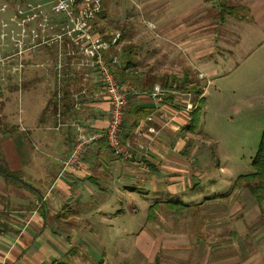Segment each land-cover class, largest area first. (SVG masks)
<instances>
[{
  "label": "crops",
  "instance_id": "crops-1",
  "mask_svg": "<svg viewBox=\"0 0 264 264\" xmlns=\"http://www.w3.org/2000/svg\"><path fill=\"white\" fill-rule=\"evenodd\" d=\"M189 4L178 15L168 16L173 19L171 28L163 29L160 35L162 41L171 45L173 60L180 59V49L200 60L197 70L205 78L216 72L211 56L215 54L213 58L223 60L217 48L226 50L230 45L221 33L246 22L254 28H264V0H191ZM230 6L246 7L249 20L240 14V8L228 13L225 9ZM213 18L219 22H212ZM219 26L221 35L216 36ZM119 44L120 40L105 56L112 68L120 65ZM58 48L55 44L42 45L29 54L30 59L23 61L21 75L11 79V90L4 89L0 97V164L18 172L13 179L0 174V264H94L97 260L105 264L101 243L105 237L118 233L127 237L128 224H132V218L127 216L137 213V206L147 210L141 242L150 252L155 242H169L174 245L173 251L180 254L188 245V235L184 233L188 220L204 232L199 238L205 245L206 264H212L207 258L215 256L219 261L213 264H264V219H258L260 208L240 206L238 200H232V195L243 188L251 195L245 185L239 183L223 194L214 193L210 187L202 197L197 192L194 202L179 197L183 193L181 186L186 194L189 190L193 193L197 181L214 180L209 178L206 165L197 164L196 144H186L194 139L193 131L188 129L192 110L184 108L189 97L181 101L170 86L160 106L163 117L148 95L130 97L124 138L138 141L134 131L145 116L139 117L137 107L152 113L158 123L166 121L143 163L115 155L100 139L86 148L77 174L60 175L62 162L77 134L106 127L109 103L97 76L84 65L78 48L65 44L61 45L64 65L60 71L62 97L58 102ZM131 57L133 66L124 70L121 84L135 79L138 91H150L155 84L151 85L154 72L141 69L137 52L133 51ZM146 80L149 85L143 89ZM149 194H153L151 199ZM176 208L189 212L181 214ZM167 215L183 226L182 233H158L152 237L149 217L155 216L160 224ZM215 230L221 234H212ZM199 238L196 236L195 240L198 242ZM208 240L219 244V250L208 247ZM153 252L154 259L158 258L160 250Z\"/></svg>",
  "mask_w": 264,
  "mask_h": 264
},
{
  "label": "rangeland",
  "instance_id": "rangeland-1",
  "mask_svg": "<svg viewBox=\"0 0 264 264\" xmlns=\"http://www.w3.org/2000/svg\"><path fill=\"white\" fill-rule=\"evenodd\" d=\"M26 1L37 2V0ZM190 1L102 0L103 13L94 20L92 28L102 32L119 31L121 34L124 33L125 37L120 39L118 47L123 48L127 45L126 40L131 41L134 51L138 53L141 69L149 70L155 74L151 85L153 83L164 85L166 82L167 93H169L171 85V90H174L181 101L189 97V101L197 102V104L199 98L194 97L195 94L190 88L198 81L204 90V103L192 114V117L195 118L192 121L194 139H190V142L186 144H196L197 164L206 165L209 178L213 177L214 182L210 183L207 179L197 181L193 193L189 190L186 194L182 186L179 188L183 191L179 197L185 201L192 200L194 202L197 199V192L202 193L199 194V197L200 195L202 197L211 187L214 193L223 194L233 187L239 175H245L252 171L251 162L258 149L264 128V28L257 29L246 22L244 26L240 25V28L229 27L231 31L225 34L221 33L230 45L226 50L217 48L216 52H220L224 56L223 60L218 57L213 58L216 56L215 54L211 56L210 59L215 64L216 72L205 78L204 73L197 70V63L200 60L181 49L180 59L173 60L170 57L171 45L162 41L160 35L163 29L171 28L173 19L168 16L178 15L180 10L183 12V9L190 5ZM212 16L217 17L216 15ZM186 17L188 15L183 20ZM218 18H213L212 22H219ZM219 31H221V27L217 30L216 36L221 35ZM141 55L143 56L141 57ZM146 61H148V66H145ZM186 72H188V79H185ZM12 77L10 75L8 81L3 83L5 90H11ZM164 80L165 82H163ZM186 80L189 82L184 84ZM131 81L133 85H137L135 79H131ZM182 85L184 88L178 89ZM186 155L189 154L186 152ZM240 184L245 185L243 182ZM247 192L246 188L239 190V194L236 192L232 195V200H238L240 206H258L260 208L258 219H264V201L261 204L253 202L255 200L251 195H247L249 194ZM152 195L149 194L148 198L151 199ZM137 207L139 208L137 213L127 216L128 219L132 218L130 219L132 224H128L130 233L127 237L118 233L114 237L104 238L101 243L105 251L103 263L206 264L205 245L199 238L203 236L204 232L198 225L193 224L195 222L190 223L188 220L184 227V233L188 235L185 237V245H188L184 249L181 248L183 251L180 254H176L177 250L173 251L174 245L171 243L169 245V242L165 245L162 242H155L152 244V252L146 250L147 245L141 242V236L142 231L146 229L144 224L147 210L145 206ZM176 210L181 214L189 212V210L185 212L184 209L176 208ZM166 212L172 213L168 210ZM251 213L253 214V211ZM147 223L152 237H157L158 233H182L183 231V226L175 224V219H172L171 215L161 219L160 224H157L155 216H150ZM248 228L252 229V227ZM212 234L221 233L219 230H215ZM196 236L199 238L198 242L195 240ZM210 241L208 240V247L213 246L214 251L219 250L217 247L220 245L210 244ZM155 250H160L157 253L158 263L154 259L156 253L153 251ZM215 254L213 255L215 256ZM218 261L219 258L216 256L207 258V262H212V264ZM98 262L100 260L94 264H99Z\"/></svg>",
  "mask_w": 264,
  "mask_h": 264
},
{
  "label": "built area",
  "instance_id": "built-area-1",
  "mask_svg": "<svg viewBox=\"0 0 264 264\" xmlns=\"http://www.w3.org/2000/svg\"><path fill=\"white\" fill-rule=\"evenodd\" d=\"M101 10L102 0H16L0 4V97L4 91L3 83L8 81L10 75H21L23 61L30 59L29 54L42 45L55 44L59 47L55 64L59 102L62 97L60 71L64 65L61 45L65 44L78 48L84 65L97 76L109 103L108 121L104 129L77 134L68 156L62 162L60 175L64 176L78 173L86 148L100 139L105 140L115 155L143 163L144 157L152 150L154 137L166 126V121L158 123L156 117L149 113L138 122L134 131L138 141L133 143L124 138L123 124L130 97L142 93L148 95L155 102L158 114L163 117L164 111L160 106L167 89L155 83L150 91L140 92L130 81L124 84L118 82L105 56L119 43L121 33L92 28ZM196 105L197 102L187 100L184 108L194 110ZM156 122L157 126L154 125Z\"/></svg>",
  "mask_w": 264,
  "mask_h": 264
},
{
  "label": "trees",
  "instance_id": "trees-1",
  "mask_svg": "<svg viewBox=\"0 0 264 264\" xmlns=\"http://www.w3.org/2000/svg\"><path fill=\"white\" fill-rule=\"evenodd\" d=\"M239 8H240V14L245 15V13L247 12L248 9L244 6H238V7L230 6L229 8H227L225 10L228 11V13H231V12L237 11ZM102 13H103V11L101 10L99 15H101ZM243 17L248 19L247 15H245ZM124 37H125V34L122 33L120 39H123ZM133 51H134L133 45H125L122 48V52L120 54L121 55L120 56V65L115 64L114 68H112L114 75L117 78L119 83H123V81H124L120 77L121 75H122V77L125 76L124 70L129 68L130 65L133 66L134 62H133V59L131 57ZM114 53H116V52L114 51ZM187 76H188V72L185 73V79H188ZM188 82L189 81L186 80V82H184V84L188 83ZM148 85L149 84L146 80L142 83V88L146 89V88H148ZM170 87H171V85H170ZM183 88H184V86L182 85L181 88H178V89L182 90ZM190 89L195 94L194 97L199 98V100H197L198 104L196 105V108L194 110H192V114H193L204 103V94H203L204 90L202 89V87L200 86L198 81H196L195 85ZM136 113L139 114V117H144L147 115L148 111L142 107H137ZM191 119L192 120L190 122L188 129L193 131L192 121H194L195 118L192 117ZM251 167H252V171L248 174H245V175H239L236 178L233 186L235 187V186H237V184L243 182L245 184V186L248 188L251 195L257 201V203L261 204L264 201V128L262 131V135H261V139L259 142L258 149L256 151L255 156L252 159ZM0 174H3L5 178L13 179V178H16V176L18 175V172L10 171L4 163H1L0 164ZM155 261H156V263H158L157 257L155 258Z\"/></svg>",
  "mask_w": 264,
  "mask_h": 264
}]
</instances>
